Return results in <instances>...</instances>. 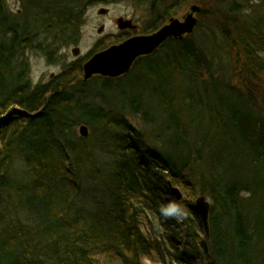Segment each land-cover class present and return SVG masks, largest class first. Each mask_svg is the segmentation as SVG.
I'll return each instance as SVG.
<instances>
[{
    "label": "trees",
    "instance_id": "1",
    "mask_svg": "<svg viewBox=\"0 0 264 264\" xmlns=\"http://www.w3.org/2000/svg\"><path fill=\"white\" fill-rule=\"evenodd\" d=\"M20 1L15 14L0 1V264H146L155 257L160 264H264L261 26L244 19L236 4L224 12L215 0H202L201 14L218 20L226 54L243 48L228 72L211 49L187 36L168 39L122 77L83 82V63L127 37L121 35L99 40L86 57L32 85L26 53L55 61L61 47L80 39L95 1ZM136 1L153 7L163 0ZM163 20L142 34L158 30ZM252 38L256 48L248 44ZM124 82L131 92L123 95L125 105L110 107L104 92ZM154 95L163 99V125L148 119L141 100ZM126 115L151 128L153 146L132 135ZM81 124L113 162L105 182L108 206L90 210L77 201L84 165L74 152L83 140L70 128ZM16 162L23 165L21 176L13 172ZM168 183L187 194L177 205L185 241L166 228L147 237L139 223L144 213L164 216L155 189L168 196ZM196 190L211 200L208 235L190 217Z\"/></svg>",
    "mask_w": 264,
    "mask_h": 264
},
{
    "label": "rangeland",
    "instance_id": "2",
    "mask_svg": "<svg viewBox=\"0 0 264 264\" xmlns=\"http://www.w3.org/2000/svg\"><path fill=\"white\" fill-rule=\"evenodd\" d=\"M0 1L3 2L7 13L9 14H15L21 10L22 5L20 0ZM94 1V5L89 8L85 14L84 24L80 30V39L76 44L61 47L57 53V58L55 61L49 63L41 53L36 51H30L26 53V58L29 65L28 79L32 85L46 83L54 75L59 74L66 65L80 58L86 57L93 51L96 43L105 37H120L121 35H126L127 37L124 39L126 40L130 36L142 34L143 29L154 24L155 19L158 20L163 17V21L165 23L170 18H179L184 13H187L191 5H198L200 6L201 11L203 9L205 10L201 3L202 0H163L160 1L158 5L155 4L153 7H151L148 3L140 4L136 0ZM179 1H181L180 5L178 4ZM215 2L221 10L226 9L223 10L224 12H226L229 6H232V4L239 6L238 8L240 10V15H242L244 19H247L250 23H258L261 26V36L264 40V0H215ZM100 8H107L108 13L104 16L98 15L97 11ZM119 18L128 20L134 19L138 27V29L135 31H139L140 33H135V31L130 30H119L116 26V21ZM197 19L198 24L196 28L194 29L193 33L188 36L195 39L199 44L201 43L202 46H207L205 48L211 49L208 51H211V54H214L216 63L222 66V70L228 72L230 68L233 69L234 65L232 61L235 58V52H238L241 47H237L235 51L234 49L231 50V46V52L229 55H227L226 53L228 52L227 49L229 50V47L223 48L219 44L221 32L218 30V20L214 19L212 15L208 17L207 15L201 14V12L198 14ZM238 19H240V16H238ZM102 26L103 31L99 34L97 31ZM253 40L254 38H252L251 41H248L250 48H256L253 44ZM74 48L79 49V56L77 57L72 55V49ZM241 50H243V48H241ZM114 86H117L119 89H111L106 91L104 92V96L106 97V104H108L110 107H116L119 110L121 106L125 105L123 104L125 100L123 95H129L131 92H129L130 89L125 82L121 84H114ZM141 100L146 106L145 110L148 119H154L157 124L163 125L164 121L166 120V116L164 114V108L162 107V97L160 95H154L148 101L146 96H143L141 97ZM125 119L132 127V135H142V145H144L145 148L153 146L154 138L149 132L151 128H144L140 118L138 117L126 115ZM86 127L89 131V136L87 138H82L79 135V125L72 126L70 129L76 139L83 140V143L78 144V147L74 152L75 158H77L80 163L84 165V170L80 175V189L77 196V201L79 204L90 210L97 208L101 203H104L105 206H108V196L105 188V182L107 180V175L112 168L113 162L109 156L99 150V148L96 146L97 137L95 135L92 136V130L88 126ZM162 128V126L159 127V132L164 138L166 133ZM13 172L15 173V176L23 175L24 168L22 163L16 162L13 167ZM173 186L180 190L183 196L181 201H184L187 197V194H185L183 190L177 185ZM155 192L158 198L157 202L159 210L164 216L160 219L158 215L152 214L150 212L141 214L139 216V223L145 235L147 237L152 236L154 229L157 230L159 232L158 235L161 236L163 230L166 228L168 232L177 233L181 239L185 241L184 237L186 235V226L182 222L180 209L177 206L181 201H175L171 194L168 195L170 200H167L168 196L164 195L159 189H155ZM199 196L201 195L199 194L198 190H196L195 197L197 198ZM204 197L210 204L211 200L209 197ZM168 215L177 217L178 220L176 223L173 221H165V216L167 217ZM190 217L198 227L201 226L196 213L192 214ZM163 223H165V225ZM146 264L160 263L155 257V262H151L146 259Z\"/></svg>",
    "mask_w": 264,
    "mask_h": 264
},
{
    "label": "water",
    "instance_id": "3",
    "mask_svg": "<svg viewBox=\"0 0 264 264\" xmlns=\"http://www.w3.org/2000/svg\"><path fill=\"white\" fill-rule=\"evenodd\" d=\"M200 11V6L191 5L181 19L170 18L168 23L151 34L131 36L121 43L112 44L93 54L82 67V81L87 82L95 76L116 79L127 74L138 59L156 53L168 39L180 41L185 36L191 35L198 24L197 15ZM107 13V8H100L97 11L100 16ZM116 26L119 30L136 29L131 20L123 18L117 19ZM102 31L103 26L97 32L100 34ZM72 55L79 56V49H72ZM78 132L82 138H87L89 135L85 125H80ZM168 186L174 200L181 201L183 196L180 190L171 183H168ZM193 209L207 235L210 204L204 196H199L194 200Z\"/></svg>",
    "mask_w": 264,
    "mask_h": 264
},
{
    "label": "flooded vegetation",
    "instance_id": "4",
    "mask_svg": "<svg viewBox=\"0 0 264 264\" xmlns=\"http://www.w3.org/2000/svg\"><path fill=\"white\" fill-rule=\"evenodd\" d=\"M180 2H181V1L178 2L179 5H180ZM184 14H185V13H184ZM184 14H183V15H184ZM183 15H182V16H183ZM182 16H180L178 19H181ZM130 20L132 21V24L136 26V29H138L137 24H136V21H135L134 19H130ZM168 20H169V19H168ZM168 20H167L164 24L168 23ZM164 24H163V25H164ZM163 25H162V26H163ZM136 29H135V30H136ZM135 30H132V31H135Z\"/></svg>",
    "mask_w": 264,
    "mask_h": 264
},
{
    "label": "bare ground",
    "instance_id": "5",
    "mask_svg": "<svg viewBox=\"0 0 264 264\" xmlns=\"http://www.w3.org/2000/svg\"><path fill=\"white\" fill-rule=\"evenodd\" d=\"M201 12V11H200ZM185 37H187V36H185ZM184 37V38H185ZM88 60V59H87ZM87 60L83 63V65L87 62ZM83 65H82V67H83ZM81 125H83V124H81ZM80 126V125H79ZM89 136V135H88ZM200 228H202L203 229V227H202V225L201 226H199ZM206 234V233H205ZM208 235V234H207Z\"/></svg>",
    "mask_w": 264,
    "mask_h": 264
}]
</instances>
